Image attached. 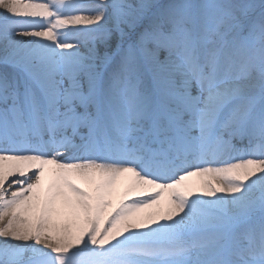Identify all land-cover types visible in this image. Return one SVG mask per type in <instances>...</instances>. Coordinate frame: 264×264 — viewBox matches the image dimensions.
Instances as JSON below:
<instances>
[{
	"label": "snow or ice",
	"instance_id": "6c2138e0",
	"mask_svg": "<svg viewBox=\"0 0 264 264\" xmlns=\"http://www.w3.org/2000/svg\"><path fill=\"white\" fill-rule=\"evenodd\" d=\"M0 264H264V0H0Z\"/></svg>",
	"mask_w": 264,
	"mask_h": 264
}]
</instances>
